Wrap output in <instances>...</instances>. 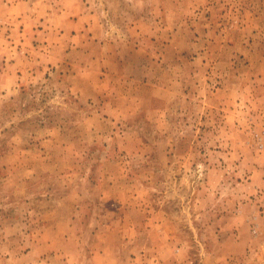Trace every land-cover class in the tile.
<instances>
[{"label": "rangeland", "instance_id": "1", "mask_svg": "<svg viewBox=\"0 0 264 264\" xmlns=\"http://www.w3.org/2000/svg\"><path fill=\"white\" fill-rule=\"evenodd\" d=\"M13 1L0 264H264V0Z\"/></svg>", "mask_w": 264, "mask_h": 264}, {"label": "crops", "instance_id": "2", "mask_svg": "<svg viewBox=\"0 0 264 264\" xmlns=\"http://www.w3.org/2000/svg\"><path fill=\"white\" fill-rule=\"evenodd\" d=\"M44 2V0H15L12 2L11 7L7 11L10 14H18V15H25L26 14H42L41 12L44 10L40 7L39 3ZM51 0H48L46 3L50 2ZM61 1H67V0H61ZM74 1V0H72ZM78 1V0H76ZM33 4V5H32ZM48 8L50 6H47ZM52 8V7H50ZM59 10L53 8L52 10L45 9V14H66L67 10H63L62 6L58 7ZM69 14V13H67Z\"/></svg>", "mask_w": 264, "mask_h": 264}]
</instances>
